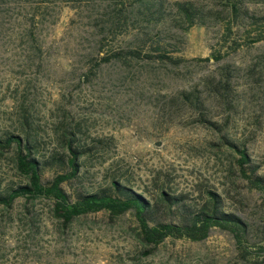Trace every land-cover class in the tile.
Segmentation results:
<instances>
[{"label": "rangeland", "instance_id": "374dc122", "mask_svg": "<svg viewBox=\"0 0 264 264\" xmlns=\"http://www.w3.org/2000/svg\"><path fill=\"white\" fill-rule=\"evenodd\" d=\"M118 7L126 17L112 29ZM132 16L128 4L113 0H0V135L27 129L41 157L66 154L63 135L74 131L73 143L86 150L76 176L62 184L69 197L120 181L156 205L155 221L180 222L184 208H199L214 191L225 211L248 223L250 254L242 259L233 235L217 227L201 241L168 237L143 254L132 211L114 219L98 211L64 226L52 201L19 197L0 206V264H264V192L241 175L225 141L242 146L264 176V38L220 60H196L226 51L222 26L212 22L165 37L167 53L182 58L176 64L151 58L93 67L135 37L146 38L145 50L158 38ZM226 66L236 70L232 91L211 95L204 82L217 81ZM197 85L199 111L179 98ZM16 153L15 145L0 149V191L27 182ZM65 170L53 164L41 179ZM163 193L180 197L182 206H169Z\"/></svg>", "mask_w": 264, "mask_h": 264}, {"label": "trees", "instance_id": "16d2710c", "mask_svg": "<svg viewBox=\"0 0 264 264\" xmlns=\"http://www.w3.org/2000/svg\"><path fill=\"white\" fill-rule=\"evenodd\" d=\"M113 1L122 6L128 4L133 11V20L145 23V34L149 35L152 32V35L158 38L152 40L149 48L145 50L146 38L144 36L135 37L131 43L132 46L102 55L99 60L94 61L93 67L112 60L127 61L151 58H157L166 64H176L182 58L167 53L163 43L166 40L165 37L174 38L177 34H185L193 26L208 25L212 22H220L222 26L220 36L226 45V51H215L211 53V56L197 57L196 60L204 62L210 58L220 60L228 53L241 47H247L264 38V0H216L218 8L198 4L193 0ZM259 2L263 5L260 11L250 9L249 3L257 4ZM125 17V12L121 7H118L115 19L111 24L112 29L122 26L124 23L121 20ZM169 21L174 25V28ZM167 24L171 26L167 27ZM262 59L264 60V54ZM234 72L236 70L226 66L221 70L217 81L204 82L211 95L228 97L233 89ZM198 86L181 91L179 98L189 107L199 111L204 106V97H202V90ZM23 123L26 126H31L27 119ZM210 124L214 125L211 122ZM66 134L74 137H69ZM75 136L74 131L65 130L63 137L68 148L66 154H41L39 157L36 150L37 143L27 129H25L24 136L13 133L0 135L1 150L12 145L16 146L17 169L21 175L27 178V182L24 184L0 191V206L8 209L19 197L27 201L47 199L52 201L53 214L64 226L80 216L98 211L108 213L111 219L118 218L127 211H132L137 222L136 234L144 247L143 254H149L168 237L201 241L208 236L211 228L217 227L233 235L239 256L242 259L245 260L250 254L251 247L247 237L248 223L235 212L225 211L222 208L220 195L214 191H208L207 200L199 208H184L180 212V222L177 223L155 221L153 216L156 205L142 193H138L120 181H112L109 187L100 188L91 193H78L74 199H71L62 184L71 181L76 176L79 167L77 159L86 150L80 144L73 143L76 141ZM225 141L235 150L241 175L251 187L264 192V176L256 173L258 165L252 163L246 150L238 143L229 139H225ZM56 163H60L66 170L55 174L50 181L44 182L41 179L43 171ZM163 199L169 206H182L180 197L163 193ZM259 249L262 250L263 247H259Z\"/></svg>", "mask_w": 264, "mask_h": 264}]
</instances>
